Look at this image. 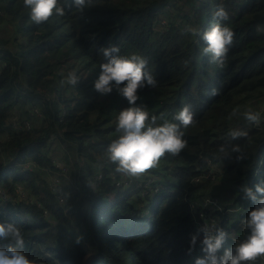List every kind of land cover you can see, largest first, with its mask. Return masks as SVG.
<instances>
[{
    "label": "trees",
    "instance_id": "1",
    "mask_svg": "<svg viewBox=\"0 0 264 264\" xmlns=\"http://www.w3.org/2000/svg\"><path fill=\"white\" fill-rule=\"evenodd\" d=\"M195 1L187 0L182 12L173 20L170 16L166 18L163 25L158 21L163 12V0H87L83 10L76 7L72 0H59L64 14L53 13L47 21L37 25L28 16L23 0H0V46L3 48V60L8 64L0 73V134L6 135L9 130L11 136L9 140L3 137L4 151L16 148L21 160L31 158L45 170H61L49 165L47 156L55 150L44 151L48 138L54 134L65 141V131V136L71 137L77 127L76 117L79 112L89 111L88 103L69 107L71 115L62 121L56 118L58 112L46 104L42 110V120L45 121L42 129L35 130V137L32 136L33 131L26 133L19 118L15 123L21 130H14L12 113L18 105L27 104L32 99L38 100L39 93L55 86L45 72L48 68L40 69L50 65H42L39 61L47 63L50 58H68L73 64H83L97 78L100 64L107 59L100 51L102 47L116 45L119 55L135 53L147 58L146 67L154 76L156 85L138 88L139 99L136 103L146 107L150 117L156 116L157 123L170 121L173 113L185 104L190 105L193 112V122L182 129L187 141L185 147L178 154L165 153L159 159L155 181L163 186L156 197L164 200V203L154 212L152 221V218L140 215V209L147 201L141 199L140 195L135 204H126L121 212L114 209L115 206L105 208V202L101 201V196L113 190L107 183L115 165H102L103 170L102 167L96 168V176L92 178L88 165L96 159L89 150L104 152L117 135L111 136V129L106 128L102 121L85 129L86 134H90L95 128H106L97 134L101 139L100 146L87 143L84 139H75L79 150L76 160L73 152H61L66 157L67 162H64L67 165L78 168L77 173H80L79 178L83 180L85 189L82 196L77 194L72 198L70 195L65 206L58 207L57 203L52 209L48 205L49 200L54 202L55 199L47 193L41 178L14 169L13 160L1 164L0 179L13 177L14 181L32 187L34 194L40 196V203L57 219L56 222L46 220L42 214L45 208L25 207L23 204L0 206V222L22 226L25 239L23 251L33 264H82V257L90 245L95 253L91 264H128V258L130 264L135 258H142L148 264H193L194 258L203 254V232L195 223L198 217L195 209L199 205L192 202L193 193L199 195L202 189L209 191L213 179L226 175V193L218 195L230 193L237 201H245L247 198L240 191L241 186L254 188L259 183V177L255 176L259 165V174L264 175V109L255 105L254 110L261 113L259 123L248 122L240 115L251 107V99L259 100L258 103L264 106V0H216L206 5L202 0ZM157 4L161 12L155 16L152 7ZM220 5L228 11L229 19L224 23L234 33L233 43L222 66L202 54L203 42L197 35L184 31L185 26L206 30L213 22V12ZM168 21L171 26H167ZM7 23L9 29L5 30ZM11 26L13 30L10 31ZM17 26L21 27L23 34L28 35L29 41L16 43L10 51L3 36L12 41V37H17ZM193 76L197 81L193 80ZM189 79L193 91L187 85ZM213 89H216L215 95L211 94ZM112 91L115 92L113 98H122L129 106L115 88ZM234 108L238 109L235 115L232 114ZM146 122L150 123V118ZM232 129L246 130L247 135L233 139L229 135ZM233 145H239L242 153L230 151ZM238 155H243V158L237 159ZM70 157L75 163L69 160ZM80 161L83 165H79ZM213 169L222 171L212 179ZM161 171L164 172L163 176ZM100 174L103 177L101 187ZM121 174L119 172L118 175ZM101 204L107 209L102 214L103 220L94 215ZM244 206L247 212L254 205L250 201ZM78 209L82 223L74 226L72 222L78 216L75 215ZM28 214L37 222L36 226L28 223ZM214 215L220 220L223 218L221 214ZM109 219L114 222L108 224ZM116 225L133 232L123 238L115 232ZM110 226L113 229H106ZM53 227H56V233ZM78 227L82 230L84 227L90 235L89 242L84 232L74 238V231ZM139 227H142V231ZM58 234H69L72 244L63 242V237L58 238ZM193 234L197 235V241L190 246ZM246 234L245 229L237 233V238L225 239L220 251L233 246ZM78 238L86 240L73 244ZM2 243L6 244L7 241ZM262 259L260 262L258 257L254 264H261Z\"/></svg>",
    "mask_w": 264,
    "mask_h": 264
},
{
    "label": "clouds",
    "instance_id": "2",
    "mask_svg": "<svg viewBox=\"0 0 264 264\" xmlns=\"http://www.w3.org/2000/svg\"><path fill=\"white\" fill-rule=\"evenodd\" d=\"M174 2L175 0H163L161 4L163 12L159 16L164 14L169 17L171 13L169 9H166V6L169 5L170 8L175 7L176 2L175 5ZM72 3L76 7L83 10L86 6L87 0H72ZM23 6L28 10V16L31 21L37 25L47 21L53 13L56 15L64 14V7L61 5L59 0H23ZM152 10L156 12L157 6H153ZM213 18V22L206 30L201 31L196 27L185 26L184 31L197 35L199 40L203 42V47L202 49L200 48L202 54L208 56L210 60L214 61L218 66H222L225 62V57L229 48L233 43L234 33L228 24L224 23L229 19V14L222 5L217 6L213 12ZM165 22L166 18H162L161 24L164 25ZM11 30H13L12 26L10 28V31ZM21 30L22 29L19 26V30L17 29V37H12V41H9L8 45H6L8 50L12 51L16 46V43L22 44L29 41L28 35L23 34ZM6 39L7 37L4 35L3 40L6 41ZM2 50L3 48L0 46V73L8 65L3 60ZM100 51L107 59L106 62H102L99 66L100 71L97 78L93 82V88L101 95L108 94L113 90V88H115L117 93L126 99L129 106H127L124 102L119 104L121 109L116 117L115 127H107L106 123L101 119L93 121L91 125L95 122L100 123V121H102L106 128L111 129L113 135L117 134L116 137L108 143L106 150H104V152L107 153V159L115 165V170L117 172L123 173L129 177H136L144 173L147 169L154 168L158 164L159 159L165 153L171 155L180 153L187 143L182 129L188 127L193 122V112L190 105L185 104L178 111L173 113L170 121L163 120L162 123H157L158 118L156 116L153 115L150 117L146 107L136 103L139 99L137 91L138 88H142L145 85L149 87H155L156 85L154 76L146 67L147 58L135 53L131 55H119L117 54L119 49L116 45L102 47ZM192 78L194 81H197L196 77L193 76ZM79 79L80 78L76 71L71 70L65 77L62 78L61 83L63 84L66 82L70 85H76ZM187 85L192 91L194 90L190 79ZM26 89L28 88L26 87ZM26 92H24V94H26ZM112 93L113 97L115 92L112 91ZM211 94L215 95L216 89H213ZM37 97L39 98L38 100L32 99L27 103V105L20 104L17 106L22 108L23 105H26V110L23 115L20 116L19 114H16L15 110L17 107L13 110L14 130L19 127V125L15 123L18 118L23 121L22 128H24L26 133H31L34 129H42L45 121L42 120V117L44 116L42 110H44V106L46 104H50V106L54 109L53 111L58 112L56 118L60 121L71 115V109L69 107L74 106L77 103H82L83 105L87 104V102H84L82 99L76 103L72 102L70 99L64 100V98L58 93V89L55 86L47 92L44 91L39 93ZM120 99L124 101L122 98ZM33 111L38 114V118L36 119L37 123L34 125V129L30 128L27 124L28 118L30 119V123L33 124ZM237 112V108L232 110L233 115L237 114ZM87 114L88 111L78 113L76 117L77 127L72 131L71 137H66L65 134L67 131L64 132L65 141H62L57 135H50L44 151L47 149L55 150V152L51 151L50 154L61 152L68 154L73 152L74 154L72 156L76 157L79 150L76 147L75 139H84L87 143H93L100 146L101 139L97 134L102 129L106 128L104 126H102V128L98 127L93 130L95 133L91 132L90 134H86V126H89L88 121L85 120ZM240 115L243 116L244 120L251 123H259L261 120V113L253 110L252 108L243 110ZM15 116H17V118ZM149 118L151 122L147 123L146 121H148ZM107 119L111 120L112 117L107 116ZM229 135L235 139L237 137L246 136L247 132L243 129H232L230 130ZM0 137L1 151L3 152V137H9L6 138V140L11 139L10 131L7 130L6 135L0 134ZM68 146H71L72 150H70ZM89 151L93 150L90 149ZM230 151L242 153L239 145H233ZM225 154H227V152ZM17 155L20 158L19 161L21 163H31L33 167L40 168L31 158L21 160L19 153ZM241 158H243V155L237 156V159ZM11 160H13V158ZM65 165L67 167L69 166L66 163ZM13 166L14 169H16L15 162H13ZM260 167L261 165H259L258 170L255 173V176L259 177V183L255 184L254 188L247 185L241 186L240 191L247 198L245 201H237L235 198L234 201L228 199L225 200L222 198L223 196L231 198L233 195L231 196L230 193H227L219 196L215 192H212L209 193V199L212 200L206 202L208 203V209H202V205H199L198 200L196 201L195 199L197 196H201L204 191H207V189H202L199 195L193 193L194 199L192 202L199 205V208L195 209L198 215V217L195 218V223L199 231L203 232V238L201 240V251L203 254L196 256L193 260V264H254L258 257L260 262L263 258L261 264H264V175L259 174ZM21 173H28V175H30L32 172L31 169L27 167V171H21ZM95 176L96 172L93 173L92 178ZM109 176L110 180H112V174ZM120 176L121 175H116L113 182L117 181ZM207 176H209L208 173ZM155 178L157 177L155 176ZM9 179L15 183H20L14 181L13 177H10L8 179H0V185L4 186L6 184H10ZM99 179L101 187L103 184V177L101 174L99 175ZM137 182L138 181L134 183L136 184ZM152 183L153 182L147 186L138 188L141 192H145V199H147L146 203L140 209V215L146 218H152L151 221L155 217L154 212H157L164 203V200H159L156 197L162 189L161 186H157L156 189L151 192ZM20 184L26 183L21 182ZM94 186L96 187V185ZM115 187L119 189L118 192H120V188L122 189V192L119 193V197L126 196V193L129 192L124 189L123 185ZM107 195L108 194L101 196V201L103 200V202H105V208L115 206L114 209L116 210L119 207L124 210L126 204L136 203L134 198L126 196L124 203L122 201L120 202L121 204L116 202L114 205H111L106 200ZM8 196L9 194L5 190V187L0 189L1 207L23 204L25 207L34 206L37 209L39 207L42 209L45 208L37 199L34 201H19L11 200ZM250 201L253 202L254 206L246 212L244 204ZM66 204L58 202V207L65 206ZM106 210L107 209H104L101 204V206L96 209L94 215L97 216L99 220H103L102 214ZM145 210L146 213H144ZM238 212L241 213V215ZM42 214L48 221L49 218H51V221H57L55 215H50L49 209L45 208ZM214 214H221L223 218L220 220L218 216ZM229 217L232 219L235 227H232L230 232L226 234L223 228L226 223L225 218L228 220ZM205 219H208L210 228L204 225ZM26 220L30 225H37V222L30 214L27 215ZM109 222L114 221L109 219L108 224ZM116 226L117 229H114L115 232L121 234L123 238H126L125 235L133 232L127 231L124 226ZM98 227H100V224H98ZM55 229L56 227L53 228L54 231ZM106 229L111 230L113 227L110 226ZM139 229L142 231V227H139ZM245 229L247 230V234L243 239L236 240V243H234L233 246L224 248L222 252L220 251L224 245L225 239H235L237 238V233ZM4 241H7V243H2ZM196 241L197 235L193 234L190 238V246H194ZM24 244L25 239L22 226L14 223L0 222V264H33V261L23 251ZM87 248L91 249L90 246ZM189 251H191V247L189 248ZM132 263L148 264L142 258H139L138 260L135 258L132 260Z\"/></svg>",
    "mask_w": 264,
    "mask_h": 264
},
{
    "label": "rangeland",
    "instance_id": "3",
    "mask_svg": "<svg viewBox=\"0 0 264 264\" xmlns=\"http://www.w3.org/2000/svg\"><path fill=\"white\" fill-rule=\"evenodd\" d=\"M195 1V0H194ZM216 0H202V3L204 5H206L207 3H213ZM176 5L175 7H171L169 5L166 6V9L170 10V19L173 20L176 18V16L182 12V7L184 8L187 0H175ZM195 3L197 4V1H195ZM162 4V3H161ZM161 12L160 10V5L157 4V10L155 12V16L158 15ZM174 16V17H173ZM162 18H168V16L162 14L161 16H159L158 21L161 22ZM214 19V18H212ZM156 25V22H155ZM167 26H171V22H167ZM9 29V25L8 23L6 24L5 30ZM17 29L19 30V26H17ZM7 37V36H6ZM7 45H8V37L6 39ZM40 64L42 65H50V67H45L42 66L40 69H45L46 73H48L50 75V79L53 80V83L55 85V87L58 89V93L64 98V100H72V102L76 103L79 100H83L84 102L87 103H91L92 107L90 105V103L88 104L89 106V111L86 117V121H88V125H91L93 123V121H98V120H102L103 122L106 123L107 127H115L116 124V117L120 111V107L119 104L121 102H123L120 98H113L112 95V91L108 94L105 95H101L100 93H98L94 88H93V82L96 78L93 77L92 73L90 70L85 69L84 65L81 63H72L71 59L68 58H50L48 60L47 63H44L42 61H39ZM71 70H75L76 73L79 76V81L77 82L76 85H70L65 83H61V80L63 77H65L67 75V73ZM258 101H255L254 99H251L250 103H251V107L253 110L255 108V105H257L258 107L264 109V106L259 104ZM27 105V104H26ZM26 105H23L22 108L17 107L15 112L16 114H19L20 116L23 115L25 113L26 110ZM249 106V105H248ZM33 113V124L30 123V119L28 118L27 120V124L30 128L34 129V125L37 123V118H38V114L35 113V111L32 112ZM29 115V114H28ZM107 116H111L112 119L108 120ZM16 131L21 130V127L19 126L17 129H15ZM110 135L113 136V132H110ZM32 136L35 137L37 136V132L33 131ZM1 138V137H0ZM9 138V137H6ZM70 150H72L71 146H68ZM19 153V152H18ZM91 154L94 155L96 161L91 163V165L88 167H90V172L93 176V173L95 172L96 168H100L102 167V165H112V162H110L107 159V153L106 152H95V151H90ZM13 157V162H15V167L17 170H21L22 172H26L27 171V167L31 169V172L33 174V176L36 178H41L42 182L44 183L46 189H47V193L51 196L54 197L55 201L53 202L52 200L48 201V205L54 209L55 205L58 202H61L62 204H66L68 201V197L71 195V197H75L77 194H79V196H82L85 189H84V182L83 180H81L79 178V173L78 172V168L77 167H70V165L67 167L65 165L64 160L66 159L65 156H63V154L61 153H52V154H48L47 158L49 159V165L51 166H55V167H60V171H53L51 169L49 170H45V168H37V167H33L31 165V163H21L19 160L20 158L17 155V150L16 148H9V149H5V151L3 150V152L1 151V146H0V165L1 164H6L7 162H10L11 159ZM63 159H61V158ZM74 157V156H73ZM77 159V157H75V160ZM70 161L75 163V160L70 157L69 158ZM66 161V160H65ZM48 162V161H47ZM55 162V165H54ZM67 162V161H66ZM69 163V162H68ZM48 164V163H47ZM79 165H83V162L80 161ZM160 163L158 162V164L154 167V168H150L147 169L144 173L140 174L139 176L136 177H129L126 176L124 174H121L120 177H118V180L113 182V179L115 178L116 175L119 174V172H116L115 170L111 169L113 171L111 179L108 181V185L112 188L113 190L111 192L108 193L106 200L109 202V204L114 205L116 202L120 203L123 201V203L125 202V197L129 196L131 198H134L136 200V202L138 201V195H140L141 199H145V192L142 193L138 188L143 187V186H147L148 184L152 183V187H151V192H153L157 186H163L161 183H158L155 181V176L157 177V174L155 172H157L158 168H159ZM104 169V167H102ZM149 171V173H148ZM222 171V169H218L215 170L213 169V173H211V178L213 179L215 176H217L218 174H220V172ZM145 174V175H144ZM147 174V175H146ZM210 175V172L208 173ZM161 175H164V172L161 171ZM10 181V184H6L4 186L0 185V189H2L3 187H5V190L8 192L9 196L8 198L11 200H25V201H34V200H38L39 199V195H35L34 194V189L30 186H28L27 184H20V183H15L13 181ZM138 181L135 185L131 184ZM123 185L125 190H128L129 192L126 193V196H122L119 197V193L122 192V189L120 188V192L119 189L115 186H120ZM115 187V188H114ZM209 192H215L216 194H223L226 193V175H221L219 178L213 179L211 186L209 188V191H204L203 194L201 196H197L196 197V201L198 200V204L202 205V209H208V201L212 200L209 199ZM196 193V192H194ZM197 194V193H196ZM223 199H228L231 201H234V197L228 198L226 196L222 197ZM143 203V202H140ZM121 204V203H120ZM42 205V204H41ZM43 206V205H42ZM81 209V208H80ZM80 209H78V211L75 213V215H78L80 213ZM118 212H121L122 209L119 207L117 208ZM146 213V210L145 212ZM239 213V212H238ZM241 215V213H239ZM46 216H48L46 214ZM49 218V216H48ZM49 220H51V218H49ZM82 223V216L78 215L75 216L74 220H73V225L76 226L77 223ZM63 226L66 227L65 222L62 220ZM205 226H207L208 228H210V223L208 221V219H205ZM232 227H235V224L233 223L232 219L229 217L228 220H226V225L223 228L226 232V234H228L231 230ZM55 228V227H53ZM101 231V229H100ZM56 233V230L53 231ZM83 232L88 235V242L90 241L91 237L89 234H87L86 230L83 227V230L78 227L75 231H74V238H77L79 236H81L83 234ZM63 237L62 241L63 242H71L70 244H72V237H69V234H58V238ZM79 240H82L85 242V238H78L76 241H73V244L78 242ZM80 245H83V243H80ZM91 246V245H90ZM95 257V253L92 251V248H86V253L83 255L82 257V264H91L93 259ZM127 259V258H126ZM131 260H127V263L130 264Z\"/></svg>",
    "mask_w": 264,
    "mask_h": 264
}]
</instances>
